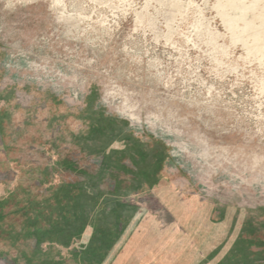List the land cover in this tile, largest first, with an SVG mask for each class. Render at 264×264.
Instances as JSON below:
<instances>
[{
  "label": "rangeland",
  "instance_id": "obj_1",
  "mask_svg": "<svg viewBox=\"0 0 264 264\" xmlns=\"http://www.w3.org/2000/svg\"><path fill=\"white\" fill-rule=\"evenodd\" d=\"M263 50L264 0H0V91L18 105L0 121V175L37 184L7 173L11 159L49 165L48 184L82 179L69 165L54 178L62 157L97 175L95 155L122 128L137 149L122 155L117 184L139 191L124 202L160 225L173 220L168 204L186 205L185 232L209 234L204 264H264ZM17 198L0 250L25 219L12 213ZM201 213L210 226L193 223Z\"/></svg>",
  "mask_w": 264,
  "mask_h": 264
},
{
  "label": "crops",
  "instance_id": "obj_2",
  "mask_svg": "<svg viewBox=\"0 0 264 264\" xmlns=\"http://www.w3.org/2000/svg\"><path fill=\"white\" fill-rule=\"evenodd\" d=\"M16 106L18 107L13 90L0 91L1 122L5 117L12 115V108ZM97 118L98 121L100 118L109 119L105 115ZM93 125L91 130L95 132L97 127H95L96 124ZM98 129L100 131V128ZM117 131L116 129L111 131L110 152L103 151L100 156L95 155L102 161H100L98 176L80 171L76 168L77 161L72 163L68 157H62L57 160L54 178H62L66 165L70 168L67 170L83 177L76 178L74 182L63 181L52 185L42 180L49 172V165L32 166L28 163V167L25 165L19 170L13 166L15 161L8 159L12 166H9L7 173H12V176L18 179L21 174L31 178L36 177L37 180L34 186L17 185L20 181H17V178L16 181H8L7 175H0V202L9 200L10 197H18L21 200V205L12 210L13 214L16 209L19 210L29 203L35 206L37 201L48 210V203L57 201L55 200L57 197L54 198V189L59 186L61 188L59 209L77 208V212H71L67 220L63 219L58 226L50 225L53 221L49 223L48 220L38 221L29 226L24 225L23 221L12 227L9 226L11 231L8 237L3 239L5 242H3L4 248L0 250L1 259L8 264H204L202 257L206 251H202L201 248L206 241L205 237L209 234L185 232L186 229L190 230L188 226L190 219L182 217L186 205L168 204L166 208L173 220L169 224L160 225L156 220L146 221L147 219L137 211V208L122 200L123 194L130 197L139 193L136 187L122 194V188L117 184L118 178H122V165L125 166L124 163L122 164V155H135L133 153L137 148L135 147L133 151L130 144L124 142L125 139L122 140V137L126 138L122 128H117ZM0 134V142L2 145H7L4 134ZM93 136L86 141L92 143L95 139ZM116 156L120 161L115 167L116 163L114 165L113 161L118 158ZM114 168H117L115 173L111 170ZM132 174L133 172H130L129 176ZM111 177L115 180V186L111 191L109 189L107 191L101 187L102 179ZM96 180L101 181L96 182ZM62 183L66 185L62 186ZM171 189V186H166V189L164 187L155 193L161 198L164 190L166 193V190ZM108 193L117 195V198ZM97 210L105 212L99 217L94 213ZM19 212L16 213L19 214ZM201 214L203 216L194 220L193 223L196 222L197 227L199 224L203 225V222L206 226H210L211 219L208 213ZM9 224L5 222L3 226ZM0 230H2L1 227Z\"/></svg>",
  "mask_w": 264,
  "mask_h": 264
},
{
  "label": "trees",
  "instance_id": "obj_3",
  "mask_svg": "<svg viewBox=\"0 0 264 264\" xmlns=\"http://www.w3.org/2000/svg\"><path fill=\"white\" fill-rule=\"evenodd\" d=\"M87 112L93 114V115H100L102 113V111L99 112H95V110H93L92 108H90L89 110H87ZM93 133V131H92ZM95 134V133H93ZM94 137V136H93ZM44 181H46L44 179ZM48 183V182H47ZM52 184V183H50ZM64 185V183H62ZM53 185V184H52ZM70 188V187H68ZM60 186L57 189H54V198L57 197L54 203H48L49 204V209H44L42 204H39V202L37 201L36 205H32L29 203V205H25L24 207H21L19 210L16 209L14 211V213L19 212V211H23V213H25L24 217V225L29 226V225H33L35 222L38 221H49V223H51V221H53L52 224L50 225H55L58 226L63 222V219L67 220V218L69 217V215L71 214V212L76 213L77 212V208L71 209V208H63V209H59V206H61V204L58 202L59 200V196L61 193L60 190ZM13 198L10 197L9 200H5L3 202H0V227L2 228V230L4 229L5 222H3L4 219V207H6L7 205H9V202L12 200ZM16 204H15V208L19 205H21V200L19 198L16 199ZM47 204V205H48ZM33 206V207H32ZM35 211V214H33V212ZM20 213V212H19ZM32 213V214H31ZM49 225V224H48ZM5 230V229H4Z\"/></svg>",
  "mask_w": 264,
  "mask_h": 264
},
{
  "label": "built area",
  "instance_id": "obj_4",
  "mask_svg": "<svg viewBox=\"0 0 264 264\" xmlns=\"http://www.w3.org/2000/svg\"><path fill=\"white\" fill-rule=\"evenodd\" d=\"M0 264H8L4 259H0Z\"/></svg>",
  "mask_w": 264,
  "mask_h": 264
},
{
  "label": "bare ground",
  "instance_id": "obj_5",
  "mask_svg": "<svg viewBox=\"0 0 264 264\" xmlns=\"http://www.w3.org/2000/svg\"><path fill=\"white\" fill-rule=\"evenodd\" d=\"M28 1L33 3V2H35V1H37V0H28ZM263 51H264V50H263Z\"/></svg>",
  "mask_w": 264,
  "mask_h": 264
},
{
  "label": "flooded vegetation",
  "instance_id": "obj_6",
  "mask_svg": "<svg viewBox=\"0 0 264 264\" xmlns=\"http://www.w3.org/2000/svg\"><path fill=\"white\" fill-rule=\"evenodd\" d=\"M123 167H125L124 165H122V169H123Z\"/></svg>",
  "mask_w": 264,
  "mask_h": 264
}]
</instances>
